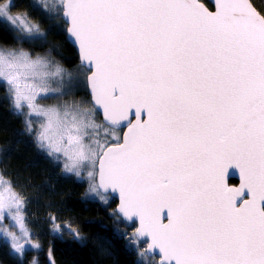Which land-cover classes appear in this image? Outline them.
<instances>
[{"label":"snow or ice","instance_id":"1","mask_svg":"<svg viewBox=\"0 0 264 264\" xmlns=\"http://www.w3.org/2000/svg\"><path fill=\"white\" fill-rule=\"evenodd\" d=\"M214 3L59 0L52 9L37 0L64 21L82 74L51 50L0 43V87L26 131L64 173L86 172L93 197L107 204L116 194L115 215L132 233L117 231L137 264H264V14L249 0ZM16 7L0 0L14 45L47 42ZM77 88L90 99H64ZM26 203L0 173V236L21 260L40 248Z\"/></svg>","mask_w":264,"mask_h":264},{"label":"trees","instance_id":"2","mask_svg":"<svg viewBox=\"0 0 264 264\" xmlns=\"http://www.w3.org/2000/svg\"><path fill=\"white\" fill-rule=\"evenodd\" d=\"M203 1L211 7L207 0ZM251 1L264 14V0ZM13 3L17 5L14 13L31 15L32 21L48 34L47 42L22 46L42 53L51 50V55L73 74L83 71L76 48L62 32L66 26L62 19H49L32 6L33 0H13ZM15 35V31H4L0 25V43L16 46ZM75 92L79 95L73 97L75 99H90L83 88H77ZM25 119V115L14 111L6 91L0 87V168L8 179L25 191H41L40 207L44 208L41 213H45V208L51 209L80 233L79 238L63 228L62 235L47 233L43 239V254L37 256L39 264H137V256L127 250V241L117 231L132 233V228L115 215L118 201L108 195L105 204L87 196L86 185L81 179L64 174L61 165L37 147L26 131ZM96 119L103 122L99 113ZM32 260L31 256L22 260L14 258L8 245L0 241V264H31Z\"/></svg>","mask_w":264,"mask_h":264},{"label":"rangeland","instance_id":"3","mask_svg":"<svg viewBox=\"0 0 264 264\" xmlns=\"http://www.w3.org/2000/svg\"><path fill=\"white\" fill-rule=\"evenodd\" d=\"M37 2V0H33V3ZM46 2L48 3V5L50 6V8L55 9L58 4H59V0H46ZM43 12V11H41ZM46 16H48L49 19L51 20H55L52 18V16L46 14L45 12H43ZM14 15H20V14H26L28 17H30L31 22L32 21V17L31 15L29 16L27 13H14ZM53 15H55V12H53ZM57 19V18H56ZM34 23V22H33ZM37 24V23H35ZM16 46H20V45H16ZM22 46V45H21ZM24 47V46H23ZM26 48V47H25ZM78 73H83V71H79ZM76 74V73H75ZM82 78V75H81ZM55 86V85H53ZM77 92H75V96L77 97L79 95H77ZM64 99H75L73 97H64ZM55 100H46L43 101V103L45 104H52L55 103ZM97 123H100L97 119H96ZM35 126V125H34ZM53 160V159H52ZM55 163H57L55 160H53ZM0 173H3V171L0 168ZM64 173V172H63ZM66 174V173H64ZM69 176H72L70 174H66ZM7 178V177H6ZM8 179V178H7ZM81 179L84 184L86 185V189H87V196L93 197L90 192H89V178L87 177L86 172H82L81 177L79 178ZM10 180V179H9ZM12 181V180H11ZM14 182V181H12ZM16 185V190L18 192H20L26 199L27 203H26V215L28 218V226L30 227V229L32 230V232L34 233V240L36 242H38L40 244V248L38 250L36 249H29L25 252V256H31L33 257V259H37L38 255L43 254V248L42 245L43 243H45V241L43 240L45 235H47V233H55L52 231V222H51V217L55 216L56 217V221L57 223L60 224V227L65 229V223H68L67 220L65 218H63V216L56 214V213H52L51 209H46L45 208V213H41L44 208L42 209L40 207V200H41V194H40V190L37 191V193L35 192H31L30 191H25L21 186H19L16 182L14 183ZM44 206V205H43ZM4 225H7L9 227L10 230H15L14 227L11 224V221L8 219H5V221L3 222ZM69 224V223H68ZM0 241L4 242L5 244L8 245V242L4 240V238L2 236H0ZM9 247V245H8ZM10 249V247H9ZM23 257V258H24Z\"/></svg>","mask_w":264,"mask_h":264},{"label":"water","instance_id":"4","mask_svg":"<svg viewBox=\"0 0 264 264\" xmlns=\"http://www.w3.org/2000/svg\"><path fill=\"white\" fill-rule=\"evenodd\" d=\"M210 4H211V7L205 2V1H203V0H200V2L202 3V4H204L205 5V7H207L208 9H209V11H215L216 9H215V3H214V0H207ZM249 2H250V4L259 12V10L255 7V5L252 3V1L251 0H249ZM260 13V12H259ZM261 14V13H260ZM69 42L76 48V50H77V52H78V54H79V51H78V47L73 43V42H71L70 40H69ZM79 59H80V56H79ZM80 64H81V61H80ZM82 65V64H81ZM83 66V65H82ZM100 114V113H99ZM101 115V114H100ZM101 117H102V121H103V116L101 115ZM230 172H231V170H230ZM232 180H235L236 182L235 183H231V181ZM229 184H230V186H235V187H239V185H240V179H239V175L238 174H236V175H232V174H230V176H229ZM107 195H111L112 197H114L117 201H118V204H119V199H118V197L116 196V194H111V193H109V194H107ZM118 206V205H117ZM117 208V207H116ZM165 222H167V221H165Z\"/></svg>","mask_w":264,"mask_h":264}]
</instances>
